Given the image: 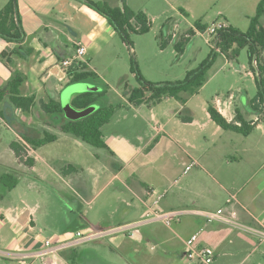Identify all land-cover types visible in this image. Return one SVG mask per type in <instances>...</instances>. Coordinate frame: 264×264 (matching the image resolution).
Returning <instances> with one entry per match:
<instances>
[{"label":"crops","instance_id":"1","mask_svg":"<svg viewBox=\"0 0 264 264\" xmlns=\"http://www.w3.org/2000/svg\"><path fill=\"white\" fill-rule=\"evenodd\" d=\"M87 1L97 3L18 1L22 26L28 36L26 46L33 54L28 59L14 56V61L26 77L21 93L35 97L36 106L25 114L0 103V110L4 109L10 117V121L0 117V255L39 253L48 239L77 230H92L107 233L62 247L59 255L67 264H194L187 258L186 242L201 232L196 245L214 249V264H264V244L256 236L235 225L208 224L198 213L223 209L233 222L264 229V177L253 175L240 185L230 173L235 172L230 170L239 162L237 152L222 151V179L229 180V188L236 191H227L222 184L227 195L223 205L216 209L209 207L210 190L203 181L199 182V171H193L204 170L202 163L205 164L208 154L195 153L193 138L198 134L194 129L201 132L207 123H200L194 116L191 99L185 104L164 99L158 104L134 107L124 89L120 94L123 104L118 105L121 118L114 121L117 128L123 125L122 130L110 128L114 117L102 129L107 149H95L62 133L59 127L67 123L65 115H48L41 110L42 102L61 101L68 79L59 66L75 55L79 45L87 49L83 63L98 77L90 84L107 87L109 94L113 84L109 76L116 74L115 70L122 69L118 72L121 83L128 77L123 58L126 44ZM140 1L142 7H134V0H128L127 5L144 12L151 29L166 16L159 31L166 27L168 35L173 22H182L183 17L185 31L195 28L196 22L207 27L225 22L245 32L262 0ZM121 4L116 0L111 6ZM14 49L15 45L0 38V55ZM12 76L13 68L0 59V88ZM106 98L103 104L114 105ZM211 105L228 121L234 120L235 111L234 116L228 113L231 104L216 99ZM185 111L190 116H183ZM128 114H133L137 122L131 123ZM207 119L211 120L208 107ZM220 129L217 126L215 130ZM3 131L11 135L7 136V144L3 143ZM46 133L55 136L56 141L38 149L24 140V137L40 140ZM14 142L25 147V158L31 159L33 166L16 156L11 148ZM191 164L192 169L185 173ZM225 167L228 172H224ZM5 176L11 177V188L3 183ZM230 199L232 202L228 203ZM156 200L158 204L154 206ZM153 208L161 213H188L170 226L164 221L139 223ZM119 228L124 230L116 231Z\"/></svg>","mask_w":264,"mask_h":264},{"label":"trees","instance_id":"2","mask_svg":"<svg viewBox=\"0 0 264 264\" xmlns=\"http://www.w3.org/2000/svg\"><path fill=\"white\" fill-rule=\"evenodd\" d=\"M19 0H9L5 7L0 11V38L15 45L12 51H4L0 59L10 68H13V76L0 88V103H4L14 109L21 110L25 114H30L36 106L35 97H25L21 93V88L26 81V77L16 68L14 56L21 59H28L32 56L33 50L26 46L28 39L25 33L18 8ZM128 0H120L122 7L111 6L107 3H94L87 1L90 8L105 17L114 27L122 41L133 52V43L130 36L145 35L151 30V23L147 15L142 11H134L127 5ZM195 28L201 32H206L209 27L196 22ZM166 27L162 28L159 34L160 49L164 50L169 43H173L178 56L183 55L187 45L196 36L195 31L189 30L178 40H173L166 34ZM167 37V38H166ZM210 45L212 50L208 58L195 70L189 71L186 78L182 81L151 83L146 81L137 70L136 63L132 60L131 72L139 80L138 87H131L127 82V77L122 81L125 95L128 101L134 106L142 104H158L164 99H175L185 104L190 98L197 95L208 82V72L216 62L218 56H222L228 61L235 62L242 49L248 50L251 71L257 68L260 74L258 81L259 91L257 96L252 99L248 106V113L259 116L256 121H248L243 112L236 107L233 121H228L221 112L212 105L208 106V113L211 120L223 131H231L245 136H249L255 128L260 125L261 118H264V0L257 8L256 14L250 20L247 31L228 27L218 30L217 34L211 37ZM256 67V68H255ZM68 85L77 83H93L98 77L90 72L85 64L73 66L67 73ZM108 93V88L102 92H88L73 97L72 106L78 110H83L94 105L99 108L91 115L78 120H68L66 124L59 127V130L71 137L95 149H107L103 139L102 129L108 125L120 106L103 104L104 96ZM5 105V106H6ZM41 110L48 115L62 114L61 101L50 99L47 103H41ZM0 117L10 121V117L4 109L0 110ZM24 140L35 149L42 145L56 141V137L48 133L40 140L25 138ZM11 148L16 156L25 164L33 166L31 159L25 158V147L14 142ZM11 177H4V184L9 185ZM3 181V180H2Z\"/></svg>","mask_w":264,"mask_h":264},{"label":"rangeland","instance_id":"3","mask_svg":"<svg viewBox=\"0 0 264 264\" xmlns=\"http://www.w3.org/2000/svg\"><path fill=\"white\" fill-rule=\"evenodd\" d=\"M8 1L0 0V9ZM94 1L112 5L116 0ZM133 4L134 7H142L140 0H134ZM165 17L162 16L161 19L157 20L148 34H133L130 36V40L133 43V52L126 45L123 47L125 72L128 73L126 80L131 87H138L140 84L139 80L131 73L132 60L136 63L137 70L144 79L151 80L152 83L176 82L184 80L189 71L197 69L208 58L212 50L213 46L207 41L209 36L205 33L196 35L187 45L183 55L178 56L173 43H169L164 50H161L158 39L160 34L159 26L165 20ZM189 30L187 29L185 32ZM165 32L167 34V29ZM120 70L122 69L115 70L117 73L109 76V79L113 81L112 90L104 96V99L107 97L115 106L123 104L120 94L124 92V86L118 76ZM259 80L260 74L258 69L256 68L254 72L251 71L248 50L242 49L235 62L218 56L216 62L208 72V82L206 85L197 95L190 98L191 100L189 99L190 108L194 116L200 123H207L201 132L197 128L194 129L198 134L193 138L195 153L199 155L203 152H208V154L205 158V164L202 163L204 170L194 168L193 171H199L198 174L201 179L199 182L203 181L205 187H208L210 190L208 202L210 208L216 209L223 205L227 195L226 191L222 190V184L227 191H234L233 193L236 191L235 188L233 190L229 188L231 187L228 185L229 180L225 181L222 179V151L227 153L237 152L239 162L233 165L230 170H235V172L230 173L236 176V181L240 185L246 183L253 175L264 177V171L262 170L264 166V118H261L260 126L255 128L249 136L234 132H224L221 129L218 133L215 130L217 126L207 119V107L216 103V99L231 104L228 112L229 116H234L235 108L238 107L249 122L259 119V116L250 114L247 110L249 102L258 94ZM222 110L227 112L225 107ZM116 114L110 128L121 131L123 125L117 128L114 122L120 117L121 113L117 111ZM183 114V116H190L189 111H185ZM128 116L131 123L137 122L133 119V114H128ZM3 133V143L7 144L9 142L7 136L11 135L7 131H3ZM1 148L5 152V145ZM224 172H228L226 167ZM10 254L3 257L0 255V264H43L41 258L29 257L24 259Z\"/></svg>","mask_w":264,"mask_h":264},{"label":"built area","instance_id":"4","mask_svg":"<svg viewBox=\"0 0 264 264\" xmlns=\"http://www.w3.org/2000/svg\"><path fill=\"white\" fill-rule=\"evenodd\" d=\"M182 22H173L172 28L169 32V35L173 40H178L183 34H186L184 29H182V25L186 22L185 17ZM229 26L225 22H218L207 29L206 32H201L196 28H191L190 30L195 31L196 35H202L201 33L207 34L209 38L207 41L210 43L211 37L216 35L218 30L228 28ZM187 31V30H186ZM87 54V49L84 45H79L76 53L73 57L63 60L60 63V69L63 75L67 78L68 71L75 65H79L83 63V59ZM84 64V63H83ZM218 101V100H217ZM194 164L188 165L185 169V173H188ZM264 170V166H263ZM154 193L153 191H151ZM161 197H159L160 199ZM232 200H228V203H231ZM158 204V200L154 202V206ZM188 211H176L170 213H161L156 208L151 209L144 221L139 223H149L156 221H164L167 225H172L174 221H179L182 216L186 215ZM199 215L205 218L208 224H212L215 222L225 223L238 226L243 230L253 234L258 238L261 244H264V229L263 228H255V227H246L242 226L236 222H233L230 218H228L223 209H219L217 211H198ZM124 228H119L116 231H123ZM107 232L95 233L92 230H77L75 232H70L64 234L61 237H54L48 239L44 242L45 249L42 252L31 254V255H21V254H10L17 258H41L43 260V264H67L59 255V252L64 246H74L83 241L90 240L99 236L106 234ZM201 232L194 234L190 239L187 240V258L194 264H214L215 259V251L210 246L205 247H197V242L200 238ZM24 263V261H23Z\"/></svg>","mask_w":264,"mask_h":264},{"label":"water","instance_id":"5","mask_svg":"<svg viewBox=\"0 0 264 264\" xmlns=\"http://www.w3.org/2000/svg\"><path fill=\"white\" fill-rule=\"evenodd\" d=\"M102 90V87L90 83H77L68 85L61 94V105L65 117L70 121H78L91 115L99 108V105L78 110L72 106V99L74 96L79 94L88 92H101Z\"/></svg>","mask_w":264,"mask_h":264}]
</instances>
